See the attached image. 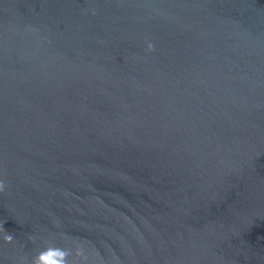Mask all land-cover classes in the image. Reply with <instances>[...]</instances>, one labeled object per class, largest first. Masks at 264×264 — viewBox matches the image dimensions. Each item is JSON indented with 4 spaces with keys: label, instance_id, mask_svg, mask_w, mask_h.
I'll use <instances>...</instances> for the list:
<instances>
[{
    "label": "water",
    "instance_id": "obj_1",
    "mask_svg": "<svg viewBox=\"0 0 264 264\" xmlns=\"http://www.w3.org/2000/svg\"><path fill=\"white\" fill-rule=\"evenodd\" d=\"M0 181V264H264V0H0Z\"/></svg>",
    "mask_w": 264,
    "mask_h": 264
},
{
    "label": "clouds",
    "instance_id": "obj_2",
    "mask_svg": "<svg viewBox=\"0 0 264 264\" xmlns=\"http://www.w3.org/2000/svg\"><path fill=\"white\" fill-rule=\"evenodd\" d=\"M148 51H153V45L151 43L147 46ZM5 189V184L3 181H0V192H3ZM3 229L0 228V231ZM5 243H11L13 236L9 233H5L3 236ZM70 248H61L54 245H49L45 249L41 250L32 260V264H77V261L80 264H87L88 256L85 254L84 248L80 245H77L74 252Z\"/></svg>",
    "mask_w": 264,
    "mask_h": 264
}]
</instances>
